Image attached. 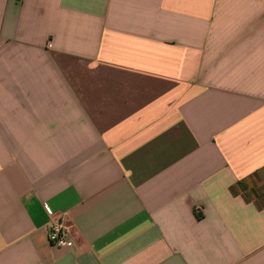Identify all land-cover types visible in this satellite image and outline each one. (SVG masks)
I'll use <instances>...</instances> for the list:
<instances>
[{"label": "crops", "instance_id": "crops-1", "mask_svg": "<svg viewBox=\"0 0 264 264\" xmlns=\"http://www.w3.org/2000/svg\"><path fill=\"white\" fill-rule=\"evenodd\" d=\"M0 264H264V0H0Z\"/></svg>", "mask_w": 264, "mask_h": 264}, {"label": "built area", "instance_id": "built-area-1", "mask_svg": "<svg viewBox=\"0 0 264 264\" xmlns=\"http://www.w3.org/2000/svg\"><path fill=\"white\" fill-rule=\"evenodd\" d=\"M48 214L52 217L54 214L47 208ZM71 228L63 220L54 221L49 229V243L55 247L71 248L74 245L71 239Z\"/></svg>", "mask_w": 264, "mask_h": 264}]
</instances>
